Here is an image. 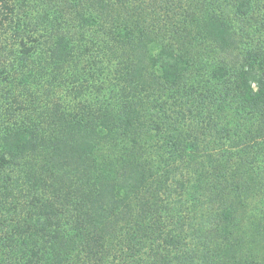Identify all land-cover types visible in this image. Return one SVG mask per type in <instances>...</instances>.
Returning a JSON list of instances; mask_svg holds the SVG:
<instances>
[{
    "label": "trees",
    "instance_id": "1",
    "mask_svg": "<svg viewBox=\"0 0 264 264\" xmlns=\"http://www.w3.org/2000/svg\"><path fill=\"white\" fill-rule=\"evenodd\" d=\"M0 264H264V0H0Z\"/></svg>",
    "mask_w": 264,
    "mask_h": 264
}]
</instances>
